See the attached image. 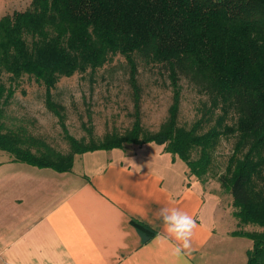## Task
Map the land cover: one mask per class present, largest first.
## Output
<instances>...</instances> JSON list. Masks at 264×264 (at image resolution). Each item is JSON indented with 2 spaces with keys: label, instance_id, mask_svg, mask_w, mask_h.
<instances>
[{
  "label": "trees",
  "instance_id": "trees-1",
  "mask_svg": "<svg viewBox=\"0 0 264 264\" xmlns=\"http://www.w3.org/2000/svg\"><path fill=\"white\" fill-rule=\"evenodd\" d=\"M117 56L128 69L130 127L101 138L89 129L88 139L74 138L52 90L62 77H92ZM138 60L164 75L171 91L156 131L142 125ZM22 81L43 87L68 152L47 144L33 152L36 140L6 129L5 106ZM182 81L202 96L190 124L179 119ZM230 137L224 172L214 174L213 154ZM145 143L163 146L189 176L229 193L238 227L264 228V0H30L25 10L0 17V150L15 161L66 172L84 152ZM233 234L252 241L246 264H264V231Z\"/></svg>",
  "mask_w": 264,
  "mask_h": 264
},
{
  "label": "crops",
  "instance_id": "crops-1",
  "mask_svg": "<svg viewBox=\"0 0 264 264\" xmlns=\"http://www.w3.org/2000/svg\"><path fill=\"white\" fill-rule=\"evenodd\" d=\"M209 184L153 143L87 151L66 172L0 150V264H164L161 207L197 222L189 264H246L252 241Z\"/></svg>",
  "mask_w": 264,
  "mask_h": 264
},
{
  "label": "rangeland",
  "instance_id": "rangeland-1",
  "mask_svg": "<svg viewBox=\"0 0 264 264\" xmlns=\"http://www.w3.org/2000/svg\"><path fill=\"white\" fill-rule=\"evenodd\" d=\"M29 4L30 0H0V17L12 14L14 11H23ZM138 61V80L142 88V125L150 131H156L167 117L171 91L164 75L156 68ZM52 93L54 101L63 108L61 113L64 125L74 138L88 139L89 129L92 130L93 137L101 138L112 129L121 132L131 125L132 98L128 69L125 60L120 56H117L111 64L102 67L92 77L74 74L71 77L60 78ZM201 98V94L182 81L179 116L181 122L190 124L194 120L195 108ZM8 102L3 118L6 129L12 131L14 135L36 140L35 144L29 142L30 150L41 151L42 144H47L57 151L68 152L69 144L64 137L63 128L57 116L45 106L42 86L34 81H22ZM232 145V137L222 139L213 154L210 172L214 174L224 172ZM130 146L132 144L123 145L127 148ZM159 149L163 150V146L159 145ZM212 184L213 181H210L209 186ZM222 191L225 194H223L224 203L230 206V200L226 201L230 194ZM238 225L237 231H264L263 227L256 225L248 224L241 227Z\"/></svg>",
  "mask_w": 264,
  "mask_h": 264
},
{
  "label": "clouds",
  "instance_id": "clouds-1",
  "mask_svg": "<svg viewBox=\"0 0 264 264\" xmlns=\"http://www.w3.org/2000/svg\"><path fill=\"white\" fill-rule=\"evenodd\" d=\"M155 216L161 230L156 232L151 243L165 247L167 255L164 257V264H189L188 257L194 251L196 220L176 207H161Z\"/></svg>",
  "mask_w": 264,
  "mask_h": 264
}]
</instances>
